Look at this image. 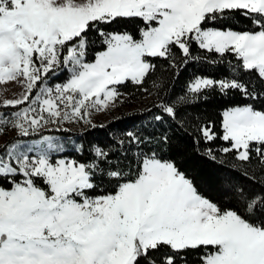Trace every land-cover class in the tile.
Wrapping results in <instances>:
<instances>
[{
    "label": "snow or ice",
    "instance_id": "snow-or-ice-1",
    "mask_svg": "<svg viewBox=\"0 0 264 264\" xmlns=\"http://www.w3.org/2000/svg\"><path fill=\"white\" fill-rule=\"evenodd\" d=\"M9 85L0 264H264V0H0ZM129 86L154 97L137 127L72 140Z\"/></svg>",
    "mask_w": 264,
    "mask_h": 264
},
{
    "label": "trees",
    "instance_id": "trees-1",
    "mask_svg": "<svg viewBox=\"0 0 264 264\" xmlns=\"http://www.w3.org/2000/svg\"><path fill=\"white\" fill-rule=\"evenodd\" d=\"M130 28L132 26H129ZM233 27L237 30L243 29L246 25L242 22H234ZM91 58V56H90ZM201 66L199 64L189 67L187 72L183 74V79H187L193 72L200 70ZM205 71H212L211 69H205ZM224 69L221 68L215 71L217 76L222 75ZM183 87V83H178L176 85L177 90ZM123 92L129 94L134 100H138L140 98V102L136 104V108L131 109L127 112H122L112 118L110 121L105 123H98L97 125H104V127H96L95 129H82L80 131H74L69 133L68 135L72 138V140H78L82 138L84 141H92L97 143H107L110 132H116L120 130H133L137 127L141 122V114L146 111V109L151 105L154 97L148 96L146 98L145 94L138 92L134 87L129 86L127 89H122ZM234 100L239 102L241 100L240 97H234ZM223 101L216 97L211 99L207 104H204L200 109V112L205 113L207 116H210L214 121H216V131L219 134L221 132L219 117L218 114L222 111ZM146 122V121H145ZM182 139H187L186 137H182ZM224 142L221 140L216 141V147L219 148L223 145ZM178 163L183 167L189 170V172L193 176H201L205 175L210 171H215L217 169V165H214L210 160L201 158L197 153H189L186 157L178 158ZM221 175H226V173H221Z\"/></svg>",
    "mask_w": 264,
    "mask_h": 264
},
{
    "label": "rangeland",
    "instance_id": "rangeland-1",
    "mask_svg": "<svg viewBox=\"0 0 264 264\" xmlns=\"http://www.w3.org/2000/svg\"><path fill=\"white\" fill-rule=\"evenodd\" d=\"M18 86L13 87L9 85L7 88L0 87V98H6V99H12L15 98V94L18 92ZM140 102V98L138 100H134L133 97H131L129 94H126V102L122 105L119 106L116 110H113L109 114H98L95 123H105L110 121L112 118L117 116L118 114L127 111H130L131 109L136 108V104ZM82 128H74L72 132L74 131H80Z\"/></svg>",
    "mask_w": 264,
    "mask_h": 264
}]
</instances>
